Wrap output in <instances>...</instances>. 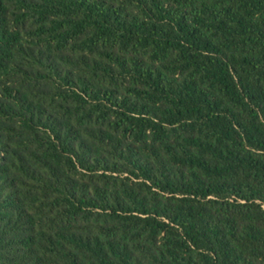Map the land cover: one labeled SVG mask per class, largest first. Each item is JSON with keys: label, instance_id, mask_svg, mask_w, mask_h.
Instances as JSON below:
<instances>
[{"label": "trees", "instance_id": "trees-1", "mask_svg": "<svg viewBox=\"0 0 264 264\" xmlns=\"http://www.w3.org/2000/svg\"><path fill=\"white\" fill-rule=\"evenodd\" d=\"M0 264H264V0H0Z\"/></svg>", "mask_w": 264, "mask_h": 264}]
</instances>
